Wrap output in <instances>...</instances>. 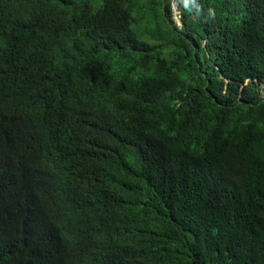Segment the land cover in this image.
<instances>
[{
	"label": "trees",
	"instance_id": "1",
	"mask_svg": "<svg viewBox=\"0 0 264 264\" xmlns=\"http://www.w3.org/2000/svg\"><path fill=\"white\" fill-rule=\"evenodd\" d=\"M0 264H264V0H0Z\"/></svg>",
	"mask_w": 264,
	"mask_h": 264
},
{
	"label": "clouds",
	"instance_id": "2",
	"mask_svg": "<svg viewBox=\"0 0 264 264\" xmlns=\"http://www.w3.org/2000/svg\"><path fill=\"white\" fill-rule=\"evenodd\" d=\"M203 9L200 4L196 9V14L203 13ZM206 16L208 19H215L216 12L213 8H208ZM33 98H37L36 101H32ZM15 114H19L26 117V123L32 129L39 131L47 130L48 128V109L46 104L40 99L38 90L35 86L27 93H25L23 99L20 101L16 108Z\"/></svg>",
	"mask_w": 264,
	"mask_h": 264
},
{
	"label": "rangeland",
	"instance_id": "3",
	"mask_svg": "<svg viewBox=\"0 0 264 264\" xmlns=\"http://www.w3.org/2000/svg\"><path fill=\"white\" fill-rule=\"evenodd\" d=\"M173 9H174V12H173V17L175 18L176 22L181 26L183 24H187L188 26H191V12H187V7L184 5L182 11L178 8H176L177 6V2L173 1ZM183 13L184 15L186 16L188 13H190L189 17L186 19H184V16H183Z\"/></svg>",
	"mask_w": 264,
	"mask_h": 264
},
{
	"label": "built area",
	"instance_id": "4",
	"mask_svg": "<svg viewBox=\"0 0 264 264\" xmlns=\"http://www.w3.org/2000/svg\"><path fill=\"white\" fill-rule=\"evenodd\" d=\"M177 8V7H176Z\"/></svg>",
	"mask_w": 264,
	"mask_h": 264
}]
</instances>
